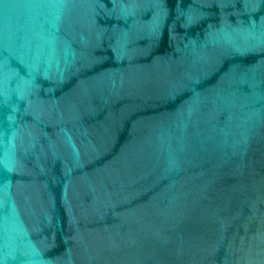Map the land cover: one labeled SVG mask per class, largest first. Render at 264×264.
<instances>
[{"label": "water", "instance_id": "1", "mask_svg": "<svg viewBox=\"0 0 264 264\" xmlns=\"http://www.w3.org/2000/svg\"><path fill=\"white\" fill-rule=\"evenodd\" d=\"M0 264H264V0H0Z\"/></svg>", "mask_w": 264, "mask_h": 264}]
</instances>
